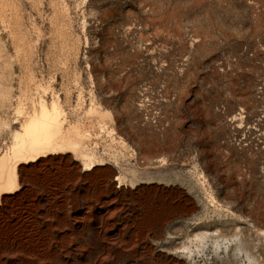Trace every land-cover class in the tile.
Listing matches in <instances>:
<instances>
[{"label":"rangeland","instance_id":"1","mask_svg":"<svg viewBox=\"0 0 264 264\" xmlns=\"http://www.w3.org/2000/svg\"><path fill=\"white\" fill-rule=\"evenodd\" d=\"M11 167L0 264H264V0H0Z\"/></svg>","mask_w":264,"mask_h":264},{"label":"bare ground","instance_id":"2","mask_svg":"<svg viewBox=\"0 0 264 264\" xmlns=\"http://www.w3.org/2000/svg\"><path fill=\"white\" fill-rule=\"evenodd\" d=\"M45 123H46V119L44 117H42L39 121H34L31 126L39 125V127H40L39 131L43 132V130L45 129V126H46ZM39 142H41V140H38L35 143L38 144ZM21 147H23V145ZM12 169H13V167L8 168L7 171L4 174H0V179L2 180L3 177H4V179H5L6 183H7L6 185H8L7 187L2 188V189H12V182L14 180L13 179L14 176L12 174ZM213 246H214V250H213V254H212L213 257L215 259H220L221 257L218 256V249L221 248L223 256L227 257V251L230 249L231 244L228 243V242H225V241H221V242L217 241V242L213 243ZM247 259H249V258H247Z\"/></svg>","mask_w":264,"mask_h":264}]
</instances>
